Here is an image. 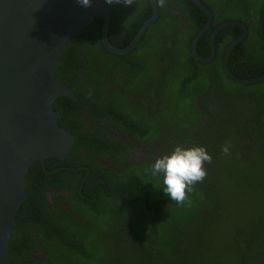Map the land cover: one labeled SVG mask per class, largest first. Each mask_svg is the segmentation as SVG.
Listing matches in <instances>:
<instances>
[{"label":"trees","instance_id":"obj_1","mask_svg":"<svg viewBox=\"0 0 264 264\" xmlns=\"http://www.w3.org/2000/svg\"><path fill=\"white\" fill-rule=\"evenodd\" d=\"M102 1L110 15L108 42L123 47L150 15V3L140 0L136 8ZM201 2L212 21L196 41L197 54L208 55L216 24L237 19L246 35L231 49L228 68L239 78L264 73V40L258 32L264 0ZM204 21L191 0H166L135 46L118 55L101 44L96 17L57 58L55 76L76 100L57 97L53 110L74 142L66 158L28 166L26 199L4 246L9 264H264V78L236 83L225 74L222 56L240 32L235 25L215 34L209 62L193 58L190 39ZM262 29L264 34V19ZM150 84L155 109L128 98L137 89L149 99L143 90ZM199 92H210L217 102L215 129L198 123L204 113L192 100ZM105 120L126 133L134 130L136 139L147 135L145 158L123 155L117 166L101 169L96 152L109 138L95 125ZM177 145L203 146L212 156L206 179L190 194V206L170 200L162 178L145 171ZM82 151L91 155L85 158ZM64 188L84 207L71 198L59 205L60 198L66 201ZM37 250L41 255L33 256Z\"/></svg>","mask_w":264,"mask_h":264},{"label":"water","instance_id":"obj_2","mask_svg":"<svg viewBox=\"0 0 264 264\" xmlns=\"http://www.w3.org/2000/svg\"><path fill=\"white\" fill-rule=\"evenodd\" d=\"M150 15L146 17L130 41L117 48L108 42L109 9L102 0H92L91 7H82L77 0H0V264H9L4 246L12 234V224L20 204L26 199L25 173L38 160L66 158L74 136L57 123L53 102L63 96L76 100L71 89L60 84L54 68L57 58L73 42L79 31L100 17L99 39L114 54L130 51L143 31L157 16L156 0H148ZM205 15V22L189 43L193 58L208 62L214 55V36L226 25L240 28L227 45L222 67L236 83H251L264 78L232 74L227 59L233 46L246 35L245 25L228 19L215 25L209 34V54L201 57L195 50L199 36L211 23V13L200 0H191ZM264 3L258 32L263 34Z\"/></svg>","mask_w":264,"mask_h":264},{"label":"clouds","instance_id":"obj_3","mask_svg":"<svg viewBox=\"0 0 264 264\" xmlns=\"http://www.w3.org/2000/svg\"><path fill=\"white\" fill-rule=\"evenodd\" d=\"M77 2L82 7L87 8L92 6V0H77ZM104 2L108 5H134L136 8L141 6L140 0H104ZM165 2L166 0H157V5L159 7H164ZM222 151L225 155H228L230 153V147L225 145L223 146ZM211 162L212 156L208 153L205 147L192 146L185 148L183 146L177 145L170 154L156 158L151 166L145 171L149 172L153 177L162 178L163 192L169 197L170 200L174 201L179 206H190L192 203L190 194L195 191V186L198 183H202L206 179L208 173L207 169L205 168V164H211Z\"/></svg>","mask_w":264,"mask_h":264},{"label":"flooded vegetation","instance_id":"obj_4","mask_svg":"<svg viewBox=\"0 0 264 264\" xmlns=\"http://www.w3.org/2000/svg\"><path fill=\"white\" fill-rule=\"evenodd\" d=\"M153 90V84L148 85L145 90H143V92L150 97L149 99L141 95L137 89L128 94V98L132 102L139 103V106L141 107L155 109L157 107L158 100L156 99V97L154 98L152 96ZM192 101L193 104L196 105L197 109L204 113V115L198 117V123L203 122V124L207 123L210 125V122L205 117L211 114L212 109L215 111L216 121H219L220 114L218 111L217 102L213 97L210 96V92L208 94L201 92L196 93ZM103 122L104 123L95 125L101 132H105L107 137L109 138L108 144L103 146L100 152H96V160L97 162H99L101 169H109L112 166H117V161L122 158L123 155L128 156L130 159H133L135 161L145 158V150L147 146L144 143L147 139V135L143 138L136 139V133L134 130L129 129V133H126L125 131L119 130L118 128L112 126V124H110L108 120H105ZM216 126L217 123L213 129H215ZM160 134L164 135L162 131H160ZM152 151L157 152L158 146L154 147ZM81 154L85 158L91 155V153L87 151H82ZM99 178L101 177L99 176ZM63 193L65 194L66 201H63L62 198H60L58 200V204L61 206H65V204L68 203L69 198L74 201H80L75 197V195H70L66 188H64ZM81 197L85 198L86 201H94V198H90L85 195H81ZM47 198H49L48 194ZM80 206L84 207V204L81 201ZM32 253L33 256H36L37 254L41 255V250L32 251Z\"/></svg>","mask_w":264,"mask_h":264},{"label":"rangeland","instance_id":"obj_5","mask_svg":"<svg viewBox=\"0 0 264 264\" xmlns=\"http://www.w3.org/2000/svg\"><path fill=\"white\" fill-rule=\"evenodd\" d=\"M207 120L210 122L211 128L210 130H212L215 127V123H216V115H215V111L212 110L211 114H209V116L207 117ZM221 129L224 130L227 126V123L224 119H222L221 121ZM205 201H206V197H205ZM213 203H216V200H213Z\"/></svg>","mask_w":264,"mask_h":264}]
</instances>
